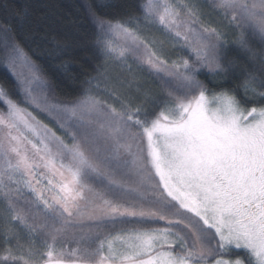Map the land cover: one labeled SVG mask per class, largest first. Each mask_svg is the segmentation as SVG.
Returning a JSON list of instances; mask_svg holds the SVG:
<instances>
[{
    "label": "snow or ice",
    "instance_id": "6c2138e0",
    "mask_svg": "<svg viewBox=\"0 0 264 264\" xmlns=\"http://www.w3.org/2000/svg\"><path fill=\"white\" fill-rule=\"evenodd\" d=\"M208 6L238 30L243 55L229 57L225 33L192 0H146L140 16L115 20L90 7L105 61L84 95L59 109L67 139L0 85V264H264V47L250 39L264 46V0ZM150 25L188 54L171 59L144 34ZM0 41L9 66L23 62L30 83L40 81L16 33L0 29ZM54 52L66 48L56 41ZM257 57L259 71L248 60ZM112 63L162 78L166 98L149 109L147 94L129 95ZM202 69L235 87L210 89ZM24 91L39 107L32 88ZM15 225L41 244H20Z\"/></svg>",
    "mask_w": 264,
    "mask_h": 264
},
{
    "label": "trees",
    "instance_id": "16d2710c",
    "mask_svg": "<svg viewBox=\"0 0 264 264\" xmlns=\"http://www.w3.org/2000/svg\"><path fill=\"white\" fill-rule=\"evenodd\" d=\"M197 1V0H196ZM146 0H0V29H10L16 33L23 50L35 62L38 71L46 82L39 95L43 100L59 104L75 103L84 95L85 83L90 77L95 76V69L105 61L102 50L97 44L99 33L96 25L89 15L90 7L103 15L106 19L126 18L129 15L140 16L142 5ZM199 4V2L197 1ZM100 4L112 5L111 7H97ZM200 4H204V1ZM27 8L26 18L21 26L20 18ZM203 13L206 8L200 7ZM205 17V16H203ZM225 33V50L229 57L237 54L234 43L238 30L228 29ZM55 37V41H53ZM253 47L259 51L262 47L258 38L251 37ZM66 48L63 54H55V42ZM175 47L176 45H172ZM5 46L0 41V85L10 93L11 98L25 105V101L18 88L17 81L4 65ZM171 59L185 56L182 50L174 48L171 53L166 52ZM252 67L257 71L261 68L259 58H248ZM113 66H110L112 72ZM198 76L204 80L210 89L235 87L234 80L219 81L213 79L207 69H202ZM134 84L127 91L129 95L139 96L144 99L147 94L146 107L151 109L154 101L166 98V93L171 85L149 72L148 70L136 71L131 80ZM131 89V90H130ZM103 90V85L101 86ZM4 105L0 104V108ZM64 137L65 130L59 124L55 127ZM3 205L0 204V248L5 246L3 234ZM20 244L26 245L34 238L37 245L41 244V236H33L27 229L20 225L14 226ZM17 238H11V246L16 245ZM75 243L69 241L65 247L73 248Z\"/></svg>",
    "mask_w": 264,
    "mask_h": 264
},
{
    "label": "rangeland",
    "instance_id": "374dc122",
    "mask_svg": "<svg viewBox=\"0 0 264 264\" xmlns=\"http://www.w3.org/2000/svg\"><path fill=\"white\" fill-rule=\"evenodd\" d=\"M199 2V4L197 3ZM192 0V2L198 4L200 7L206 8V11L204 12V22L206 24H211L214 27H218L221 31L226 32L228 29H234L232 26L228 24L226 20H224L222 17L217 16L215 12L209 8V4L211 0H203L204 4H200L202 0ZM177 2H181V0H177ZM143 32L146 36H148L150 39L154 38L157 41H163V49L168 53H171L174 48H178L182 50V52L187 55L189 50L183 46V42L180 43H174V41L168 36L166 32L163 31V29L159 25H150L147 28H143ZM116 41V43H121L122 41L119 40L117 37H113ZM172 45H176L173 47ZM25 52V51H24ZM26 53V52H25ZM27 54V53H26ZM10 55L9 51L5 49V61L4 65L9 69L10 73L13 75L15 80L17 81L18 88L20 90V93L22 94V97L25 101V105H21V107L27 108L29 112L32 113L33 116H35L39 121H41L43 124H46L50 129H52L58 136L64 137L55 127L57 124L60 125V123L64 122V119L62 117V114L59 112L60 107L64 105H71L73 103L69 104H59L54 102H48L47 100H43L44 96L39 95L41 88H43L46 84V82L43 79V75L38 71V68L36 66L35 71L36 74L39 75L40 81L38 82H31L32 81V71L29 69V67L23 63L20 62L16 65L15 69L11 68L8 64V56ZM28 56V55H27ZM29 57V56H28ZM31 59V58H30ZM174 59V58H173ZM31 61H33L31 59ZM34 62V61H33ZM129 63L133 65V68L135 69L136 65L133 63V57L129 56ZM113 66L112 74L113 75H123L126 77L127 83L125 84L126 91L131 88L132 86L127 85L131 82V84H134L131 80H133L136 71L132 74H129L127 72H122L121 66L112 63ZM147 70V69H146ZM150 72V71H149ZM15 73V74H14ZM27 87H31L33 90V95L36 97L37 102L39 103V107L36 106V103L31 102V100L26 96L24 89ZM131 90V89H130ZM56 106V107H53ZM6 111L5 106L3 108H0ZM67 139V137H65ZM25 199H31V197H26ZM25 199H22L20 201V207L23 209H27L28 205L25 202ZM42 239V237H41ZM75 243L74 241H72ZM67 247V246H66ZM76 247V244H74L73 248ZM68 248V247H67ZM72 249V248H71Z\"/></svg>",
    "mask_w": 264,
    "mask_h": 264
}]
</instances>
